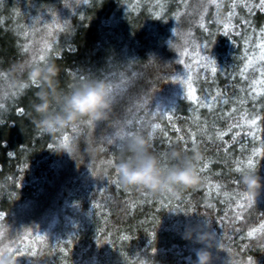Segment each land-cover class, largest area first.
<instances>
[{
    "label": "trees",
    "instance_id": "1",
    "mask_svg": "<svg viewBox=\"0 0 264 264\" xmlns=\"http://www.w3.org/2000/svg\"><path fill=\"white\" fill-rule=\"evenodd\" d=\"M257 3L0 0V236L9 231L0 256L16 264H194L207 223L213 264H264V188L248 199L241 180L249 171L264 178V13L244 7ZM34 58L60 69L65 91L86 78L118 85L109 119L44 132L34 106L46 84L16 71ZM114 119L133 121L125 131L142 122L165 167L176 162L174 149L198 151L199 183L155 194L124 185L121 152L108 142ZM121 151L131 154L125 141Z\"/></svg>",
    "mask_w": 264,
    "mask_h": 264
},
{
    "label": "clouds",
    "instance_id": "2",
    "mask_svg": "<svg viewBox=\"0 0 264 264\" xmlns=\"http://www.w3.org/2000/svg\"><path fill=\"white\" fill-rule=\"evenodd\" d=\"M16 71L27 72L28 80L43 82L38 94L40 102L34 107L38 113L40 128L49 134L63 131L66 127H76L85 120L104 121L109 119L114 105L113 83L105 78H86L73 86L69 91L59 87L60 69L54 63L21 64ZM19 89L27 87V82H19ZM130 155L122 157L117 164L121 182L126 186L146 189L152 193H164L174 187H188L199 183L201 177L197 162L200 153L194 150L191 156L184 155L180 150H173L172 158L176 161L168 167L163 166L158 155L152 149V133H137L127 136ZM61 148L71 155V146L62 143ZM242 183L246 186L250 199H254L264 188V178L258 173L249 171L242 175ZM208 229V230H205ZM193 229L186 235L192 237ZM197 239L206 246L196 252L194 264H213L211 248L215 240V231L207 223L198 233ZM0 264H16L11 256H0Z\"/></svg>",
    "mask_w": 264,
    "mask_h": 264
},
{
    "label": "snow or ice",
    "instance_id": "3",
    "mask_svg": "<svg viewBox=\"0 0 264 264\" xmlns=\"http://www.w3.org/2000/svg\"><path fill=\"white\" fill-rule=\"evenodd\" d=\"M244 7L247 9L248 14H250V15L253 14V11H252L253 8H256L261 13H264V0H258V3L257 4H253V5L245 4ZM244 23H248V21H244ZM261 33L264 34V28L261 29ZM260 48H261V56H260V59L262 61H264V42H262L260 44ZM44 60H45V57L43 55H41L39 57V61H44ZM212 62L214 63V61H212ZM32 63H36L35 62V58H34V60H33ZM213 71H215V68H213ZM262 75H264V73H262ZM105 79H107V77H105ZM173 80H178V77H173ZM262 82H264V81H262ZM32 83H36V82L35 81H32ZM113 87H114L115 103H119V100H118V97H117V93H116V89L119 88V86L118 85L117 86H114L113 85ZM190 91L192 93H194L195 92V89H191V87H190ZM191 99L192 100H196L197 97L193 94V95H191ZM17 111L22 113L24 111V109L23 108H18ZM258 119H259V117H257L256 119H253L251 121V123L253 125L256 124ZM89 123H92V121H89ZM112 124H113V130L111 131V134L109 136L108 142L110 144H113L117 149L120 150V152H121V158H122L123 157V152L121 151V149L123 147L124 139L127 136H129V135L141 133L142 131H144L145 125L142 122H137V125L138 126L136 127V130L129 129V130L125 131V128L122 127L121 125L122 124H124V125H133V121L132 120H126V121H124L122 119H114L113 122H112ZM154 127H159V125H154ZM73 128H75V127H73ZM65 139H67V137H65ZM192 142H193V150H194L195 149V135L194 134L192 135ZM184 151H185V153H187V151H189L187 145H185ZM165 159H167V157H165ZM110 163H111V161H110ZM247 163H248V166H249L250 169L254 167L253 160L249 159L247 161ZM165 164H167V163H165ZM237 171L240 172L242 170L238 167L237 168ZM248 199H250V198L248 197ZM3 215H4V213L0 212V216H3ZM240 219H243V217H240ZM260 229L261 230H264V223H261ZM256 231H257L256 228L251 229V231L249 232V235L255 234ZM219 247H222V245H220ZM6 251L10 255L13 254V250L12 249H6ZM14 255L16 257H20V256H22V253L17 249V250H15ZM248 260H249V264H253V261H252V258L251 257H249Z\"/></svg>",
    "mask_w": 264,
    "mask_h": 264
},
{
    "label": "rangeland",
    "instance_id": "4",
    "mask_svg": "<svg viewBox=\"0 0 264 264\" xmlns=\"http://www.w3.org/2000/svg\"><path fill=\"white\" fill-rule=\"evenodd\" d=\"M48 34V33H46ZM44 47V46H43ZM9 235V231L6 230L5 234L0 236V251L4 248V246L7 244V236Z\"/></svg>",
    "mask_w": 264,
    "mask_h": 264
}]
</instances>
